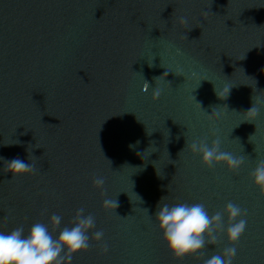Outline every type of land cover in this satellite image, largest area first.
I'll return each mask as SVG.
<instances>
[{"label":"water","instance_id":"water-1","mask_svg":"<svg viewBox=\"0 0 264 264\" xmlns=\"http://www.w3.org/2000/svg\"><path fill=\"white\" fill-rule=\"evenodd\" d=\"M144 80L162 88L158 100ZM253 99L260 115L246 122ZM216 135L221 151L245 156L239 170L209 169L187 147ZM28 149L35 174L12 179L4 161L30 163ZM0 158V231L26 235L53 213L62 228L81 207L95 217L71 264H203L170 253L160 201L210 215L238 204L239 242L221 235L203 259L235 247L233 264H264V196L250 178L264 159V0H0Z\"/></svg>","mask_w":264,"mask_h":264},{"label":"clouds","instance_id":"clouds-1","mask_svg":"<svg viewBox=\"0 0 264 264\" xmlns=\"http://www.w3.org/2000/svg\"><path fill=\"white\" fill-rule=\"evenodd\" d=\"M178 22L182 25L188 24L185 16L178 17ZM165 73L162 76H165ZM162 76L155 77V81ZM150 88L152 89L153 100H158L162 95V88L153 87L144 80L142 90L147 92ZM230 89L224 90L227 93L224 99L228 97ZM217 95L218 98H221L220 94L217 93ZM213 114L214 112L211 115L207 114V116L211 118ZM244 114L246 122H252L260 115V108L254 101L253 106ZM215 115L218 116L219 113L216 112ZM213 134L215 135V131ZM221 142L220 137L216 135L210 144L205 138L193 140L187 147L193 154L200 155L202 164L209 169L217 164H224L231 171L239 170L245 162V156H236L231 152L221 151ZM15 143H19V141H15ZM152 144L154 143L152 142ZM149 148L153 149L152 152L157 151L154 146ZM28 152L30 163L19 157L4 161L6 165L4 170L13 174L12 179L24 174H35L36 166L33 159L35 156L31 155L29 149ZM141 158L143 159L142 156ZM250 178L254 186L259 189L260 194L264 196V159L257 160L255 168L250 173ZM104 184V177H94L93 185L95 187L103 189ZM105 194L102 192V195ZM103 207L116 209L118 201L105 199ZM85 211L83 207L77 209L70 224L62 228L63 217L53 213L48 223H33L26 235L22 225L9 232L0 231V264H71L74 254L87 251L90 248L89 232L96 227L95 217L91 213L85 214ZM154 216L162 233V239L174 258L183 259L186 256H199L202 258L203 264H233L237 254L235 247H225L221 253L213 254L208 259H203V250L208 245L215 246L221 235L226 236L232 245L237 244L247 227L246 210L231 201L224 206L222 211H216L211 215L203 203L189 204L185 202L169 205L168 203L161 204L160 201ZM225 216H227L226 228ZM49 226H51V231ZM58 229L59 234L56 236L53 233ZM103 237L104 232L102 230L95 231L91 235V239L96 241H102ZM102 248L105 253L108 252L107 245H103Z\"/></svg>","mask_w":264,"mask_h":264}]
</instances>
